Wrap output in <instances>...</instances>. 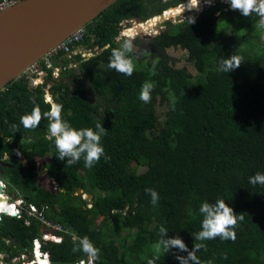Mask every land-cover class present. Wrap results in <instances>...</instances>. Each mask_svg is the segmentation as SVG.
I'll list each match as a JSON object with an SVG mask.
<instances>
[{
	"label": "trees",
	"instance_id": "1",
	"mask_svg": "<svg viewBox=\"0 0 264 264\" xmlns=\"http://www.w3.org/2000/svg\"><path fill=\"white\" fill-rule=\"evenodd\" d=\"M174 1L115 0L83 26L80 44L85 49L97 46L93 55L85 59L72 55L75 66L60 71V79H51L47 70L41 85L31 86L23 77L3 85L0 158L7 154L11 165H0V177L22 206L32 204L38 217L61 229L54 231L59 242L41 241L38 217L0 214L2 263L22 264L27 257L12 259L28 255L37 238L51 264H74L87 257L71 250L69 234L75 232L88 236L100 249L95 264H146L156 255L152 245L161 225L168 229L165 238L178 235L189 250L201 243L193 237L200 230L199 206L220 197L244 220L235 229V241L219 237L203 241L206 250L197 256L213 264H264V186L248 183L256 172L264 173V42L256 26L258 17L221 10L225 5L217 3L191 14L194 24L166 21L165 28L142 44L140 35L133 37L136 69L131 77L108 67L111 50L126 39L115 40L119 22L145 19L183 0ZM167 48L184 50L195 74L170 64ZM233 52L244 62L230 73L218 72V60ZM154 60L158 64L152 76ZM61 61L67 65L69 59ZM146 80L155 83L149 104L138 96ZM47 83L51 102L63 106L62 117L74 127L95 129L102 124L107 133L101 142L109 159L102 157L92 168H86L83 159L69 166L57 159L53 142L46 138L47 119L35 129L23 126L21 116L34 107L31 98L42 113L50 109L43 98ZM173 97L175 111L170 105ZM44 156L49 160L40 163L39 171L55 182L54 191L36 185L34 158ZM146 188L158 192L156 206ZM176 251L161 252L156 264H179L173 256Z\"/></svg>",
	"mask_w": 264,
	"mask_h": 264
},
{
	"label": "clouds",
	"instance_id": "2",
	"mask_svg": "<svg viewBox=\"0 0 264 264\" xmlns=\"http://www.w3.org/2000/svg\"><path fill=\"white\" fill-rule=\"evenodd\" d=\"M204 3L210 6L212 4V0H204ZM227 3L229 4L231 10L238 11L244 17H251L253 14L258 17L256 26L262 32L260 39L264 42V0H227ZM200 10V0H188L186 5L183 3L181 19L188 25L194 24L196 22L195 15L185 17L184 12L188 11L189 13H198ZM133 49V41L131 39H123L119 47L111 50V54L108 58V67L117 73L131 77L136 69L132 55ZM243 62V56L233 52L231 55L221 57L218 60L217 71L225 74L230 73L240 67ZM157 64L158 61L154 60L152 67L149 70L150 75H156ZM154 88L155 83L152 81L146 80L142 83L138 96L144 104L151 103ZM31 99L34 104L33 110L31 113L21 116V123L25 128L35 129L39 126L41 119H47L48 135L46 138L53 142L56 149L55 156L57 159L66 161V164L69 166L76 164L83 159V163L86 168L94 167L102 157L105 161L109 159V157L105 155L101 142L102 136L107 133L101 123H97L95 125V129L92 127L76 128L62 117L63 106L61 104H53L51 101H46L50 103V109L47 112L42 113L39 108L35 106V99ZM170 105L171 109L175 111L176 100L174 97L170 98ZM15 127L16 126L13 125L14 129ZM46 178L49 179L48 177ZM0 180L4 185V194H7V199L2 197L6 203L10 204L13 203L15 199H20L18 197L14 198L11 191L8 193L5 192L6 185L1 177ZM49 180L53 181L52 179ZM248 183L253 187L257 185L264 186V173L256 172L254 175L248 177ZM42 187L45 186L43 185ZM45 188L54 191L57 186L55 189H51V187L47 186ZM145 192L150 196V203L153 206H156L160 199L158 192L153 188H146ZM199 213L202 216L200 230L196 232L193 237L194 241H200L201 243H194L191 250H189L183 239L178 235L175 237L165 238L168 229L161 225L159 227V239L152 245L153 251L156 255L147 259L146 264H156L161 252L165 254L173 249L177 250L176 252H173V256L179 264H213V260L201 261V259L197 256L199 251L206 250V245L203 241L212 240L217 237L221 240L235 241V229L238 223L244 220V216L235 213L225 200L220 197H217L214 202H202L199 206ZM0 214L12 216L4 211L0 212ZM55 235L58 236L57 234ZM69 235L73 244L71 249L72 252H83L87 257L81 259H89V264H95V261L99 259L100 249L97 248L86 235L79 236L75 232H71ZM40 239L41 241H60V239L57 241L53 239L43 240L42 233ZM41 241L37 238L32 240L29 247L30 252L28 254L29 256L31 254L32 259L30 260V257H27L25 261H22V264H37L38 262L36 260L35 252H38L39 257L46 259L47 263L51 264V262L48 261V253L41 249ZM179 252L187 253V255L177 254ZM17 259L22 258L14 257L12 261ZM224 259H227V257L225 256ZM79 260L74 262V264H76Z\"/></svg>",
	"mask_w": 264,
	"mask_h": 264
},
{
	"label": "water",
	"instance_id": "3",
	"mask_svg": "<svg viewBox=\"0 0 264 264\" xmlns=\"http://www.w3.org/2000/svg\"><path fill=\"white\" fill-rule=\"evenodd\" d=\"M114 1L18 0L0 11V87Z\"/></svg>",
	"mask_w": 264,
	"mask_h": 264
},
{
	"label": "built area",
	"instance_id": "4",
	"mask_svg": "<svg viewBox=\"0 0 264 264\" xmlns=\"http://www.w3.org/2000/svg\"><path fill=\"white\" fill-rule=\"evenodd\" d=\"M16 1L17 0H0V11L10 7L14 3H16ZM186 1L187 0H184L180 3H177L175 6L176 7L182 6L183 3H185ZM224 1H226V0H212V4L215 2L216 3H222L223 2L222 4H224ZM205 5L207 6V4H205ZM225 7H226V5H225ZM169 8H171V7H167L166 9L162 10L160 13L151 15L145 19L129 18V19L121 20L119 22V25H120V28L118 31L119 38H121V36H128L129 38H132L135 35L137 36L140 34H144L143 32L146 30L150 32L155 25H158L161 22H163L167 19H170L171 17L173 18L174 15L181 14V12H182L181 11V12L175 13V14H168L167 16L164 17L163 14ZM228 8L230 9L229 5L227 6V9ZM200 9L202 10L203 8H200ZM201 10L199 12H201ZM187 13H189V12L185 11L184 15H186ZM180 19H181V17L177 18V20H180ZM131 30H133L132 33L130 32ZM158 31H159V29H158ZM84 35H85V30H84L83 26L73 30L72 32H70V34H68L66 37H64L58 43H56L47 52H45L39 58H37L36 60L31 62L20 73V75L18 77H23L24 79H26V81H30L31 86H36L39 84L41 85L43 83L44 76L47 74V70H49L51 79H54V80L58 79L59 75H60L59 74L60 71L65 69V67L70 66L69 63H70V61H72V60H70L72 55L78 54L82 59H85L87 56L93 55L96 52V49H99L97 46H94L93 49L83 50L84 48L80 47V40ZM61 57H66L67 59H69V61L67 62V65H64L62 63L61 59H60V61L57 60ZM56 72L58 74V77H54V74ZM49 86H50V83H47V84H45L46 89L43 88L44 101H50L51 100V96H50V93L48 90ZM0 90H3V86L0 87ZM50 183H51L50 184L51 189H55V187H56L55 183L51 180H50ZM0 185L2 186L0 188L1 194L7 199V196H5L3 193L4 185L1 182V180H0ZM44 186L46 187V185H44ZM10 205H12L11 211L10 212L4 211L7 214H10V215L15 216V217H20L21 213L24 212L28 216L38 217L39 213H38V210L36 209V207L33 206L32 204H27L25 206H22L21 199H15L13 203H10ZM38 219L42 225V231H43L42 232V239L43 240L44 239H53V240L57 241L60 239L54 233L55 230L61 229L59 225L52 224V223L48 222L46 219H44L40 215H39ZM1 257H2V255L0 254V258ZM2 264H5V263H2ZM76 264H89V259H81Z\"/></svg>",
	"mask_w": 264,
	"mask_h": 264
},
{
	"label": "rangeland",
	"instance_id": "5",
	"mask_svg": "<svg viewBox=\"0 0 264 264\" xmlns=\"http://www.w3.org/2000/svg\"><path fill=\"white\" fill-rule=\"evenodd\" d=\"M177 1V0H176ZM176 1H174L173 3H175ZM223 3V2H222ZM185 4V3H184ZM187 4V3H186ZM185 4V5H186ZM217 3L215 2V3H213V4H211L210 6L208 5V6H205V7H203V9L201 10V12L202 11H205V10H210L214 5H216ZM224 5H226V7L224 6V7H222L221 8V10H226L227 9V6L229 5L228 3H227V0L226 1H224ZM179 9L180 7H173L170 11L173 13V14H175V13H179V10H177V9ZM176 9V10H175ZM229 9V8H228ZM183 10V9H182ZM218 11H220L219 9H217V10H215L214 11V15H217L218 14ZM168 14H169V12H167ZM195 12H193V13H187L186 15H184L185 17L187 16V15H191V14H194ZM181 17V14H176V15H174V17L172 18H170V19H167V20H165V21H163V22H161L160 24H158V25H155L154 27H153V29L149 32V31H144L143 33L144 34H140V41H139V43L138 44H142V43H144V42H146V39H148V38H150L153 34H155L157 31H158V29H163V28H165V22L166 21H169V22H171V23H178V22H180V21H182V19H180V20H177V18H180ZM237 31L240 33L241 32V28L240 27H237ZM261 34H262V32H260ZM119 33L117 34V36L115 37V40H118V39H120L119 38ZM147 35V36H146ZM136 36V35H135ZM134 36V37H135ZM121 37H124V38H126V39H132V38H129L128 36H121ZM80 47L81 48H84L83 47V45H81L80 44ZM93 49V48H92ZM134 49H135V46H134ZM83 50H89V49H83ZM98 49H96V51H97ZM92 51V50H91ZM165 53H166V55L169 57V63L170 64H172L173 66H176V67H181V66H185L187 69H188V71L192 74V75H194L195 74V71H194V69L192 68V66L189 64V63H187L186 61H185V51L184 50H182V49H179V48H167V49H165ZM261 54H263L264 55V49L261 51ZM60 59L61 58H59V59H57V60H59L60 61ZM70 66L69 67H73V66H75V62H72V61H70ZM58 72V71H57ZM57 72L54 74V77H58V74H57ZM60 78H61V76H60ZM59 78V79H60ZM68 80V79H67ZM27 83L30 85V81H27ZM43 88H45V85H44V87ZM46 89V88H45ZM48 90H49V88H48ZM45 96V95H44ZM51 101V100H50ZM52 105V104H51ZM21 143V142H20ZM19 159L21 160H23L24 159V157L22 156V154H19ZM49 160V157L48 156H44V157H35L34 158V161H35V167H36V169H37V171L39 172V175H38V177H37V179H36V185L37 186H43V185H46L47 187H50L51 185V183H50V180L49 179H47L46 178V176L42 173V172H40L39 170H40V163H44V162H47ZM132 166H133V163H131V164H129V167H128V170L129 169H131L132 168ZM4 189V188H3ZM5 192H9V191H7L6 189H5ZM3 193H4V190H3ZM13 193V192H12ZM5 196L7 195V194H4ZM84 197H85V199H88L89 197H86L85 195H84ZM6 210V209H5ZM100 220L101 219H99V220H96V222L97 223H99L100 222ZM30 251L28 250V253H29ZM26 257H30V260L32 259V256H31V254H30V256L29 255H25V254H23V255H17L16 256V258H22V259H25ZM0 264H2L1 262H0Z\"/></svg>",
	"mask_w": 264,
	"mask_h": 264
},
{
	"label": "bare ground",
	"instance_id": "6",
	"mask_svg": "<svg viewBox=\"0 0 264 264\" xmlns=\"http://www.w3.org/2000/svg\"><path fill=\"white\" fill-rule=\"evenodd\" d=\"M188 2V0L185 2V4ZM206 5H205V3H204V1L203 0H200V8H203V7H205ZM208 6V5H207ZM180 8L179 9H177V10H179V12H181L182 11V9H183V5L182 6H179ZM173 8V7H172ZM172 8H169L167 11H165V13L163 14V16L165 17V16H167L168 15V13L167 12H169V14H173L170 10L172 9ZM175 9V10H176ZM131 33L133 32V30H131L130 31ZM2 186L0 185V188H1ZM2 197H4L2 194H1V189H0V212H2V211H6V212H10L11 211V209H12V205H10L9 203H6L5 202V200H4V198H2ZM6 209V210H5ZM39 254H38V252H35V256L36 257H39L38 256ZM39 259H42V260H45V261H47L46 259H44V258H42V257H39ZM29 264H33V263H29ZM48 264V263H47Z\"/></svg>",
	"mask_w": 264,
	"mask_h": 264
},
{
	"label": "flooded vegetation",
	"instance_id": "7",
	"mask_svg": "<svg viewBox=\"0 0 264 264\" xmlns=\"http://www.w3.org/2000/svg\"><path fill=\"white\" fill-rule=\"evenodd\" d=\"M24 140V139H23ZM20 142H22V141H20ZM19 142V143H20ZM19 155H17V157H18ZM7 154H4L0 159V165H2V166H5V167H8V166H10L11 164L7 161ZM19 158V157H18Z\"/></svg>",
	"mask_w": 264,
	"mask_h": 264
}]
</instances>
